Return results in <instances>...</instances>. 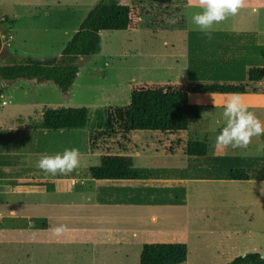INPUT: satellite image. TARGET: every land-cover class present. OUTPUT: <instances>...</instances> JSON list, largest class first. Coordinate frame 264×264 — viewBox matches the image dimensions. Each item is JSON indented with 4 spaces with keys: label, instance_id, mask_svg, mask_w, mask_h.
<instances>
[{
    "label": "rangeland",
    "instance_id": "rangeland-1",
    "mask_svg": "<svg viewBox=\"0 0 264 264\" xmlns=\"http://www.w3.org/2000/svg\"><path fill=\"white\" fill-rule=\"evenodd\" d=\"M137 1L140 28L101 32L99 54L81 62L67 98L52 83L19 81L0 86L4 95L0 105L16 106L4 108L0 152L22 155L35 176L40 172L37 154L54 155L73 147L80 152V166L68 173L79 177L75 192L52 195L41 187H36L41 191L27 190L35 188L30 186L0 187V211L5 212L0 216V264H138L145 244H186L187 258L182 264H227L236 256L255 252L264 256V192L258 194L250 183H193L192 193L183 197L178 188L94 182L86 172L98 165L97 156L102 154L135 157L139 169L167 155L179 162L186 139L205 142L211 158L223 153V161L230 166L246 164L249 150L264 148V143L255 141L253 145V141L245 148L218 150L216 136L203 137V132H198V120L189 122L186 134L124 132L117 125L113 132L95 128L93 111L128 106L130 86L185 80L175 55L183 49V22L192 25L191 14L200 10L199 0L186 9L185 0ZM98 2L0 0V55L59 56ZM227 19L219 27L227 26ZM81 107L91 112L83 130L33 132L11 123L15 118H31L29 125L40 122L44 108ZM233 191L240 193L239 208L219 207L222 201L230 204L236 200ZM8 209L16 212V217H5ZM59 224L69 231L55 237L49 229Z\"/></svg>",
    "mask_w": 264,
    "mask_h": 264
},
{
    "label": "trees",
    "instance_id": "trees-1",
    "mask_svg": "<svg viewBox=\"0 0 264 264\" xmlns=\"http://www.w3.org/2000/svg\"><path fill=\"white\" fill-rule=\"evenodd\" d=\"M141 11L137 0H99L88 11L71 40L59 56L39 59L14 58L9 52L0 57V84L5 87L19 81L31 84L52 83L66 98L75 82L81 62L99 54L100 33L104 31H137L140 28ZM1 48V37H0ZM261 79L260 70L247 71V82L226 83H140L130 86V104L124 108L96 109L93 111L96 129L113 132L114 126L124 132L178 134L187 131L189 122L199 119V106L189 103L190 94L256 92L253 85ZM1 96V89H0ZM91 112L88 108H44L39 123L32 129L83 130L87 128ZM90 136V140H91ZM93 143V142H92ZM205 142L187 140L183 159L205 157ZM98 165L88 167L93 181L146 180L148 171L135 167V157L102 154L97 156ZM172 156L167 155L154 166H168ZM181 161L178 166H184ZM232 181L248 180L244 170L230 171ZM15 186H39L54 190L53 181L19 180ZM187 258L184 244H145L138 264H182ZM227 264H264V256L249 253L234 258Z\"/></svg>",
    "mask_w": 264,
    "mask_h": 264
},
{
    "label": "crops",
    "instance_id": "crops-1",
    "mask_svg": "<svg viewBox=\"0 0 264 264\" xmlns=\"http://www.w3.org/2000/svg\"><path fill=\"white\" fill-rule=\"evenodd\" d=\"M192 2L193 0H185L184 9H186V7ZM197 4H199V1ZM253 8L258 10L257 13H252L251 9ZM227 21V26L219 27V24L213 26L211 29V39H209L203 32L199 31L195 25L192 24L189 26L187 22L184 21L182 29L183 49L180 54L175 55V63L180 64L183 67V73L185 76L184 83L240 84L247 82V71L249 69H259L261 79L253 85V88H256V92L248 91L241 94L243 102L247 105L248 109L253 111L256 116L264 122V0H246L245 7L239 12V14L230 17ZM0 37H2L1 34ZM1 49L2 48H0V52ZM1 56L2 54L0 57ZM0 86L4 87L2 84H0ZM3 98L4 95L1 94L0 99ZM226 98L227 94L219 93L189 95V103L199 106L198 123L201 127L198 132H203V137L216 136L218 134L223 125L221 112L223 102ZM5 106H8L6 109L16 107L10 104L0 105V128L3 124L1 118ZM203 114L204 119H202ZM16 120H18V122H16ZM29 121H32L31 118H15L11 123L15 124L16 127L20 125L33 132L42 130L32 129L31 125H29ZM36 123L39 122L36 121ZM59 131L62 132L63 130ZM186 132L187 131L183 133L186 134ZM255 141L263 144L264 135L254 137L251 140V142L254 143L253 145H255ZM41 154L45 153H39L36 156L40 157ZM13 157H18L15 162L11 160ZM22 157V155L9 153L7 150L0 152V187H11L10 185H14L13 183L15 181L34 179L53 181V191H47L45 187H41L45 189L47 194L49 193L53 195L66 191L75 192V185L79 182V177L73 178L68 174L61 175L59 173L56 176H52L45 174L42 170H39L41 173L39 172V175L35 176L33 174V168L26 167V163L22 160ZM222 157L223 153L217 152L216 157L211 158L207 152L205 157L182 158L179 162L171 160L169 161L170 165L168 166H154V162L160 161L153 159L146 165L145 169L148 171V178L146 180L127 182L148 186L155 185L159 189L178 188L181 190L180 193L184 197L192 193L190 191L192 185L190 184L193 183L205 182L226 185L230 184V182L241 183L230 179V171L233 169H239L244 170L248 175V180L243 181L244 183H250L254 188H257L258 194L264 192V148H259L258 150L253 151L249 150L247 163L238 166L228 165V163L223 161ZM181 161H184V166H178ZM14 163L18 164L16 165ZM86 172L89 173L88 168H86ZM84 178L90 180V174V179L86 175ZM16 187L22 188L28 186ZM30 187L35 188H27V190L41 191L39 188H36L39 186ZM151 190L156 191L157 189L152 187ZM223 195L224 193H220L221 197H223ZM238 195H240V193L233 191L232 196H235L234 198L236 200L230 204L229 202L224 203L222 201L219 207L225 205L226 208L227 206L239 208V200H237ZM255 195L257 194L255 193ZM3 214H5V212L0 211L1 217H4ZM15 214L16 212L8 209V215L5 217H16ZM26 218L30 217L27 216ZM42 227H44L43 223L41 225V228ZM186 232H188V234L194 233L190 230H187ZM243 255L245 254L240 256Z\"/></svg>",
    "mask_w": 264,
    "mask_h": 264
},
{
    "label": "clouds",
    "instance_id": "clouds-1",
    "mask_svg": "<svg viewBox=\"0 0 264 264\" xmlns=\"http://www.w3.org/2000/svg\"><path fill=\"white\" fill-rule=\"evenodd\" d=\"M246 0H199V11L191 14V22L199 31L211 39L214 25L234 17L245 7ZM257 13V9H251ZM223 125L215 137L214 146L223 149L228 146L245 148L254 137L264 135V122L243 102L242 94L229 93L222 105ZM78 148H65L54 155L41 154L37 167L45 174L56 176L72 173L80 166ZM49 231L55 237H61L69 231L64 224L51 227Z\"/></svg>",
    "mask_w": 264,
    "mask_h": 264
},
{
    "label": "water",
    "instance_id": "water-1",
    "mask_svg": "<svg viewBox=\"0 0 264 264\" xmlns=\"http://www.w3.org/2000/svg\"><path fill=\"white\" fill-rule=\"evenodd\" d=\"M2 85H3V83H2Z\"/></svg>",
    "mask_w": 264,
    "mask_h": 264
}]
</instances>
